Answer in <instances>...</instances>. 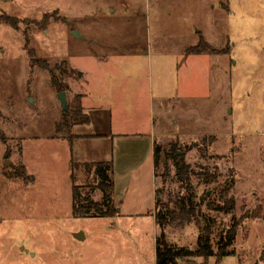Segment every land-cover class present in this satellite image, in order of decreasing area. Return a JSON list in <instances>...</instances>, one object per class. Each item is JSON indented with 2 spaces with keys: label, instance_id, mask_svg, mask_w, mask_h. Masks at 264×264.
I'll return each instance as SVG.
<instances>
[{
  "label": "rangeland",
  "instance_id": "rangeland-1",
  "mask_svg": "<svg viewBox=\"0 0 264 264\" xmlns=\"http://www.w3.org/2000/svg\"><path fill=\"white\" fill-rule=\"evenodd\" d=\"M201 37L212 53L188 61ZM110 72L139 129L152 98L158 205L149 167L129 187L135 209L75 217L58 92L77 106L89 74ZM168 152L185 163L184 182ZM76 183L87 189L93 174L80 168ZM159 210L175 212L168 243L190 249L197 219L216 253L237 226L232 254L179 264H264V0H0V264H156Z\"/></svg>",
  "mask_w": 264,
  "mask_h": 264
},
{
  "label": "crops",
  "instance_id": "crops-1",
  "mask_svg": "<svg viewBox=\"0 0 264 264\" xmlns=\"http://www.w3.org/2000/svg\"><path fill=\"white\" fill-rule=\"evenodd\" d=\"M203 54L205 53L190 54L186 58L189 61L190 58L202 57ZM131 70L133 71L130 69L128 72H132ZM119 75L110 72L105 76L100 75V80L97 75L89 74V80L85 82L88 88L82 90L80 99L84 113L89 116V122L72 127L75 138L71 157L77 162L112 161L113 195L121 212V207H135V202H128L129 187L147 177L149 167L152 174L151 184L153 183L154 150L160 131H157L155 125L152 98L148 107V119L138 128L136 106L125 109L120 101L121 88L118 85L122 79ZM127 92L133 93L131 89ZM115 106L118 107V113L115 112ZM124 111L128 112V119L124 118ZM119 167L122 177L118 174ZM140 168L145 169V172L141 173ZM155 191L152 184L151 201L156 203ZM152 211L154 213V209Z\"/></svg>",
  "mask_w": 264,
  "mask_h": 264
},
{
  "label": "trees",
  "instance_id": "trees-1",
  "mask_svg": "<svg viewBox=\"0 0 264 264\" xmlns=\"http://www.w3.org/2000/svg\"><path fill=\"white\" fill-rule=\"evenodd\" d=\"M205 47V48H204ZM212 48L201 37L199 41L186 48V56L190 54L212 53ZM81 99V98H80ZM63 119L58 123L59 128L63 129V135L72 147V142L75 136L72 134V127L76 124H86L89 122V116L84 113L81 106V100L77 106L68 107L64 110ZM160 147L155 146L154 163L155 168L159 161ZM173 162V165L178 169L179 182H184L183 166L181 156H177L175 152H168L167 158ZM84 168L88 173H92L94 177V185L85 189L84 185L76 183V171ZM113 163L112 161H92V162H77L71 159V180H72V199H73V215L75 217H113L120 213V207L114 200V181H113ZM97 189L102 193L101 199H94L92 192ZM86 191V192H85ZM157 194V191H156ZM193 201V200H191ZM192 203V202H191ZM158 201L156 202V207ZM182 215H186L182 221L190 222L195 210L191 206H187L185 198L182 203H179L177 209ZM176 211V212H177ZM174 210H159L155 213L156 223L160 228V232L156 238V264H179V259H187L193 256H203L208 258L217 255L219 259L232 253L227 251V248L233 245L236 239L237 226L233 224L225 236H221L217 243V253L215 252L211 239L212 232L209 223L207 226H202L201 220H196L199 227V235L197 238V246L195 249H190L185 246H177L168 243L164 227L169 223V218L174 217ZM196 219V218H195ZM210 219L208 218L207 221Z\"/></svg>",
  "mask_w": 264,
  "mask_h": 264
},
{
  "label": "water",
  "instance_id": "water-1",
  "mask_svg": "<svg viewBox=\"0 0 264 264\" xmlns=\"http://www.w3.org/2000/svg\"><path fill=\"white\" fill-rule=\"evenodd\" d=\"M72 33L75 36H79L80 35L79 32H78V30H73ZM58 97H59V99L61 101V104H62L64 110H67L68 109V104H67L66 92L65 91L58 92ZM76 236L78 238H82L83 237V234L81 235V234L77 233Z\"/></svg>",
  "mask_w": 264,
  "mask_h": 264
}]
</instances>
